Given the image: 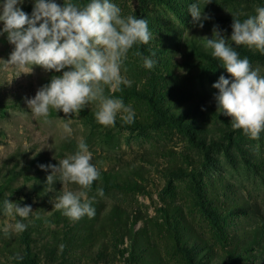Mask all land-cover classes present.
<instances>
[{
    "label": "rangeland",
    "instance_id": "obj_1",
    "mask_svg": "<svg viewBox=\"0 0 264 264\" xmlns=\"http://www.w3.org/2000/svg\"><path fill=\"white\" fill-rule=\"evenodd\" d=\"M54 2L62 6L64 0ZM113 2L123 15L146 19L153 33L124 62L122 75L131 86L106 89L135 111L131 124L118 115L115 126L100 125L95 103L78 115L50 109L51 123L34 116L27 99L70 69L34 65L30 74L21 73L4 63L14 45L0 31V264H264V132L254 140L234 130L217 107L212 85L221 75L231 77L202 39L212 37L214 25L229 38L233 19L255 15L264 0H200L211 17L203 28L188 11L195 0ZM19 6L31 16L34 0ZM231 46L264 75V53ZM138 51L156 53L152 70ZM63 119H73L67 138ZM81 137L101 175L89 191L96 197L94 218L73 222L55 203L79 186L58 176L49 185L51 169L40 165H57ZM6 199L33 210L22 221L28 225L23 233L5 234L21 219L6 213ZM17 253L22 260L10 259Z\"/></svg>",
    "mask_w": 264,
    "mask_h": 264
},
{
    "label": "clouds",
    "instance_id": "obj_2",
    "mask_svg": "<svg viewBox=\"0 0 264 264\" xmlns=\"http://www.w3.org/2000/svg\"><path fill=\"white\" fill-rule=\"evenodd\" d=\"M23 2L5 0L0 6V21L3 22L0 31L7 33L8 42L14 45L4 63L25 74H30L34 65L45 71L70 69L60 76H52L50 83L40 87L33 98L27 99L33 115L51 123L48 119L50 109L62 111L65 116L78 115L90 103H95V120L100 125L115 126L118 115L123 122L133 123L135 111L132 107L122 98L106 93V89L115 93L121 90V85L131 86L132 81L122 75L121 70L134 45H146L153 39L148 21L132 14L123 15L121 7L113 0H88L85 4L64 0L62 6L54 0H34L31 16L19 6ZM210 2L207 0L206 4ZM204 6L200 0H195L188 8L193 23L199 28L211 18L204 13ZM37 22H40L39 26ZM231 27L229 38L218 25L213 26L210 39L202 37L204 47L212 50V56L221 62L231 77L229 80L221 75L212 85L218 89L214 99L217 107L231 117L232 128L255 140L264 132V75L259 67H252L247 57L241 58L231 43L264 53V7H256L255 15L243 21L233 19ZM135 54L141 57L144 68L152 70L155 67L154 51L150 56H143L139 51ZM63 120L62 128L67 138L73 132L70 127L73 119ZM92 157L93 153L81 137L77 150L59 160L57 165H40L41 169H51L46 178L49 185L58 176L63 184L79 186L76 191H63L55 203V208L73 222L84 217L94 218L96 214L93 207L96 197L89 196V191L101 173L91 162ZM96 195L103 197L102 187L96 189ZM3 205L8 215L21 218L8 225L5 234L9 230L23 233L28 225L22 221L33 213L31 206H20L8 199ZM59 247L62 251L65 246L61 244ZM10 259L22 260L23 256L17 253Z\"/></svg>",
    "mask_w": 264,
    "mask_h": 264
}]
</instances>
